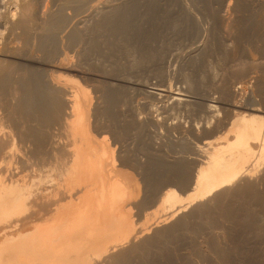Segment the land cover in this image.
I'll list each match as a JSON object with an SVG mask.
<instances>
[{"label": "bare ground", "instance_id": "6f19581e", "mask_svg": "<svg viewBox=\"0 0 264 264\" xmlns=\"http://www.w3.org/2000/svg\"><path fill=\"white\" fill-rule=\"evenodd\" d=\"M57 1V12H55L54 14H47L44 19L43 17L39 18L40 16L37 12H32V10H34L36 7L32 9L30 1L10 0L9 4H11V10H8L7 16L2 17L3 24L5 25V31L8 34L7 43H5L4 46L2 45V56L7 57V53H9L11 56V54L14 55L13 52H19L20 50L23 52L21 55L22 58L20 57L19 60L26 61L29 64H22V62L17 64L18 61L15 62L12 60L17 64L15 65L11 62V60H9V62L5 61L6 59L3 60V58H0V92H3L5 94L8 93L7 89L11 82H13L16 86V89L13 88L16 90V92H18V99L15 107L19 108L20 113L16 114V111L15 116H11L33 127L32 129H29V127L26 126L28 127V129L24 134V140H26L24 142L29 145L31 144L33 146V149L31 148L32 150L30 151L29 155L27 154V156L29 157L26 158L22 156L24 160H21L22 158L20 159L22 161L21 164L23 165L24 170L21 168V164H19L21 167L17 166V162H15L16 165L13 166L14 168L11 167L12 165H10V160H12L13 158L12 156L10 157V155H13L14 153L11 154L12 152H9L7 153V155L5 154L6 159L9 155L10 158L8 159L10 163L8 162L9 165L6 167L4 173H1L0 175V235H2V238L0 239V264H122L126 262L131 254L149 247L150 241H152L153 243V240L164 239L175 230L177 231L178 229H180V227L182 228L183 225H186L184 224L186 223L185 220H187L186 216H183L180 211V207L183 206L181 196L173 189L165 190L162 192L161 196H159V202L161 204L163 210L162 213L164 215H162V220L158 222L156 227L152 228L154 229L153 236L150 235V237H148L149 234L147 236V233L150 231L146 233L144 232V235L142 236L146 235L147 237L145 236L146 238L144 237V239L141 240L140 238L143 237L138 236V232H136L137 234L135 233V230L137 229H130V227H128L126 223V226H123L125 219L121 220L122 223L120 222V219L123 218V216H120L122 214L120 212L124 208V206H126L127 202L130 203L131 200H134V190L136 189H134L135 186H133L132 184L133 181L131 182L130 177H126L125 175L123 176L122 174H120V171H118L114 165L115 162L113 163L114 159L111 161L109 149L101 147V145V148L97 147L96 145L98 143L95 145L96 140L94 143V139L91 136L88 128L87 103L89 101L86 97V93L80 87L68 86L69 81L66 80L67 78L65 79V77H62V75L58 73L59 66H57V68L55 65L51 64L52 59L50 60V55L51 58L53 54H55L57 57L58 55H61V57L63 55L64 60L65 57H67V54L63 53L62 50L66 48H71L72 50L76 48L80 51L82 50V54L88 53L87 55H89V52H93V56L96 55L94 54L95 52L99 53L101 51V54H103L107 51L114 52L116 49H123L129 52L132 51L131 54H133V57L137 56V59H139V61L136 60V66L143 60L145 61V59H155V66L159 70L158 73L164 76V74L162 73V66H164L166 60L176 56L174 53H172L173 49L171 51L169 50L170 52L168 51V48L170 49V44L166 42V33L171 35V33L179 34V32H184L187 35L190 34L191 30L193 34L190 35L195 36L193 38H195L194 40L196 41V38L200 39L199 35L201 27L198 26V28L196 26L195 18L197 17L194 16V13L188 10V7L186 9L187 5L183 4L184 0ZM232 1H234V4L237 5L236 6L233 4L232 6H236V8L240 9L241 11H246V16H242L244 11L242 13L238 10L237 13H235V10V12L233 13L235 15H238V12L240 14L242 13L241 18L243 17L242 20L244 31L241 32L245 33V39H247L248 42L246 43L248 44V46L243 52L244 59L246 60H244L246 65L243 63L244 61L242 63L249 70L252 68L257 69L258 67L264 65V0H248L249 2L246 0L247 2L245 3L244 0ZM5 2L6 1H4V4ZM220 2H223V0H221ZM205 3L208 2L206 1ZM229 4H231V2ZM173 6H179L181 8V18L178 19L177 17L178 20L175 19L176 17L172 16L173 9H169ZM232 6H230V8H232ZM223 7L225 6L222 5L221 9L219 8V10H221L220 13L224 12V9L222 11ZM176 9L177 8L175 7V10ZM232 10L233 9H230V11ZM65 11H69V14L71 12V15H73H68ZM203 12H205V10ZM214 13L215 12H213V14ZM3 14H5V12ZM211 14L210 16L204 17L212 18L216 15ZM217 14L219 15V11L217 12ZM218 15H216L217 17L212 18L214 20L211 25L210 23L207 24L211 26L212 29H214L212 30L208 26L210 31H215V29L217 28V31L220 34V36H215L217 39H220L218 37H221L222 32L223 34L227 33L230 36V27H232V25H234L238 21H234L235 23L230 25L229 27L225 22L226 20H224V18L226 19V17L222 18L223 15H221L222 17ZM233 17L235 18V16ZM238 18L241 20L240 16ZM41 19L42 21H45V24H43L42 28L41 25H38L42 29V32H38V26L36 25V23ZM172 19H175V21L172 22ZM232 19L233 18H231V21L233 23V20L235 19ZM207 20H210V18ZM239 23L241 24V22ZM227 26L229 27V30L227 29ZM237 27L235 26V28ZM238 28L240 29V26ZM231 29L233 31L234 27ZM240 30L243 29L241 28ZM235 31L232 33H237ZM208 32L209 30H207V33ZM62 33H65V44L67 45L65 46L64 44L63 46L62 42V47H66L63 49L60 48L61 46L59 47V41L63 39L59 36ZM208 34H210L208 36H210L211 39V33L209 32ZM215 34L218 33H214V35ZM239 35L241 39V34ZM229 36H227L228 39L230 37H233V35L230 37ZM228 39H224V41L227 40L226 42H228ZM232 39L237 40V38ZM232 39L229 41H233ZM34 41H36L35 44ZM215 41L216 40H214V42ZM205 42L208 43L207 40ZM210 42L213 41H209V45L211 46ZM214 42L212 43L213 46L216 45L214 44ZM219 42H221L222 44ZM219 42L218 43L221 48V45L223 46V41ZM233 43L235 44L236 42L233 41ZM238 43L241 44L239 41ZM243 43H245V41ZM197 44L199 43H196V45ZM228 44L224 46H227ZM190 45L191 44L189 43V46ZM202 46H206L205 50L207 51L208 45L206 44L205 46ZM202 46H200V48ZM124 47H127L128 49H124ZM203 47L201 48L202 52ZM214 47L219 49L217 46ZM22 48L24 49L21 50ZM227 49H230L229 46ZM59 50L61 53L59 52ZM211 50L212 49H210V51ZM230 50L229 52L231 54ZM193 51L190 50L188 52L189 56ZM206 51L204 53H206ZM220 51L221 50H219V53L222 54V52ZM223 51H225V49ZM199 52L201 54H198ZM199 52L197 53L198 55H195L194 52L195 57H201L202 52ZM213 52L214 51H212V55H214V53L216 52L218 53V50L214 53ZM226 53L228 54V52L225 51V56H227ZM101 54L99 53V56ZM124 54L125 51L123 52V55ZM39 55L42 56L39 57ZM215 55L213 57L217 58L218 55ZM129 56L131 55H128L127 57ZM192 56L193 55H191L190 58L188 57V59L190 60ZM232 56L234 57L233 54ZM55 57L53 58L55 59ZM229 57L230 55H228V58ZM238 57L235 56L233 62L234 60H236L235 58ZM194 59L197 60L196 58ZM47 61H49L51 65H48ZM239 61L237 60V62ZM13 64L16 67H14ZM35 64H37L38 66H36ZM225 64L227 65V62L224 63V65ZM58 65H60V63ZM198 65L199 64L197 63V66ZM232 65H234V63ZM232 65L231 72L227 74V76L229 75L230 78L231 75H233L232 69L234 68V66ZM74 67L76 66L74 65ZM240 69H237V72H239L238 70ZM242 71L244 73V70ZM242 71L240 70L241 74ZM248 72L250 73V71L248 70L247 72H245L246 76ZM254 73L255 72H253V74ZM212 74H214L213 71ZM234 74L238 75L236 72ZM250 75L251 74H248V76ZM227 76L225 78L228 79L229 77ZM231 79H233V76ZM231 79H229L228 86H224V84L222 83L223 87L221 85V88H219V90L217 88L219 86H216L217 89L213 87L214 92L215 90L218 91L216 92V94L219 93L222 95V97H219L220 100H222V98L225 96L226 98H229V100L228 98L226 100H228L230 103L225 104V99H223V102L221 101L222 104L224 103L226 105V107L223 108L224 111L220 110V112L222 111V113H220L217 109L220 104L218 107L213 104L216 103L218 97L216 98V100H201V102H199L198 100V102H194V105L192 100L193 98L190 96L192 94V91H189L191 88L182 90L178 89L173 93V95H169L168 93L170 92V90H168V92V88L165 85V87L160 85L150 88V91H148V94L150 96H148V94L146 93L148 97H151L150 99L154 97L155 99L157 98L156 100L161 101L164 98H167L166 100H168L169 98L171 99V101L173 100L174 103H176L175 105L177 106V108L181 106L186 110L190 109L187 107H190L189 105H191L192 103L193 105L191 106H194L196 108L199 115L197 121L193 122L194 125L188 130H184L183 126H181L182 124L177 126L174 124L176 126L174 130L178 131L177 133L179 136V139H177L176 141L179 140V144H181L179 145L176 141H173L174 143L176 142L175 146L178 144L177 146H183V148L188 147V149L190 148L191 151L183 152L184 150L183 148H181L182 151L175 150L176 152L173 153L172 148L174 147V145L173 142H171L169 143V149L173 145V147L171 148L172 152L170 149V153H173L172 155H170L172 162L169 163L170 160H167L169 158V154L161 151L162 153L160 154V156L164 153L168 155V158L164 159L165 161H169L168 164L163 162L164 160L161 157V159H159L161 161L151 160L150 157L149 162L152 168L154 169V171L160 172L159 175L164 172L165 175L166 173H168L170 175L178 177L184 184V189H182L183 191L187 192V196L185 197L187 201L189 200L190 202H199L197 206L196 204L194 205V203L192 204L194 205V207H196L198 212L200 211L201 213L203 210L205 211L206 207H209V205L211 207L212 205L217 206L222 210L223 215L221 216H224V219L225 217L226 219H229L230 217L229 220H231V218L233 217L231 215V211H229L230 209L228 210V208L224 207V204H226L224 202L227 198L230 199L232 197L235 198L240 196H242L241 198H243V196L245 197V195H249L253 200L264 201V90H261L262 88H264V86H259L260 84H262L260 76L258 75L255 77L254 75L253 77H251V86L248 85V87L245 88L247 89V91L245 90L244 92L243 89H236L238 87L237 85V87H235L234 89L228 90V88H230L229 86L231 84ZM246 79L248 78L246 77ZM186 81L188 82L189 79ZM200 84L202 85V83ZM10 86H12V84ZM198 90L200 89L198 88ZM238 90L244 92V99L242 96H239L240 94L243 95V93L238 94ZM13 92H11V94ZM9 95L10 91L7 96ZM237 96L239 98L242 97V100L245 102V104H243L244 106L239 105L238 100H235ZM105 100L109 106L113 105L114 99L111 95V92H105ZM220 100L217 102H220ZM173 101L172 104H174ZM164 102L165 100L163 101V103ZM150 103L148 106L149 109L152 105V103ZM11 107L9 109V112L11 110ZM145 107H147V105ZM173 109H175V107H173ZM11 114L14 115V113L12 112ZM12 117L11 119H13ZM56 127L60 128V130L65 129L68 132L67 134L70 135V137L74 140L67 137V140L70 139L71 142H69L70 140L68 142H65L67 140L62 141L57 138V135L54 133V131L50 129L54 128L55 130L57 129ZM195 132L198 133L197 137L195 136L196 142L194 143V140L192 139L191 142L194 143L192 145L194 147H190V141H188L187 137L188 135H193ZM3 137L4 136H2L1 139H3L4 141L5 138ZM192 137H194V135ZM170 138L172 139V137ZM170 138L169 141H172L174 139L173 138L172 140H170ZM1 143L0 151H2L1 147L4 146V143L3 145ZM5 146L7 147L8 144ZM7 148L6 151L8 152L9 150H7ZM188 149L187 151L190 150ZM3 151V153H5V149ZM25 151L28 152L26 149ZM154 154L153 158H155ZM23 155L26 156L25 154ZM3 157L5 159V156H2V158ZM51 162L54 163V165L52 164L51 169L53 167L52 171H56V175H54L55 173L53 172V175L56 177V179H53V176H51L52 174L50 173L52 171L50 169V166L48 165ZM187 163H192L194 166V168L192 169L191 165V172L187 170ZM46 167H48V169L50 170V172L48 173L51 174V179H53L54 181L49 180V174V178L47 177V175H45V173L43 174L44 169H46L47 172ZM18 168H21L23 172L25 170L34 171L36 174L38 172L39 175H37H42V177L37 179L38 176L35 177V175L33 176L35 177V180L33 179L31 181L32 183L29 184V181L24 183L27 179L25 181L22 179V181L24 182L20 183L21 180L16 179V177L20 175V171H17ZM43 175L53 183L52 186L48 185L49 182L48 180H46V178H43ZM42 178L45 179L46 182ZM40 182H45V185L41 183L42 187L44 186L43 188L45 189L40 187ZM52 183H50V185ZM46 185L49 186V188L47 189L50 190H46V187H48ZM235 199L232 200L235 201ZM233 201H230V203ZM131 205L134 206V204ZM135 205H137V203ZM231 206L232 205H230V207ZM186 207H188V205ZM210 208H208V210H210ZM192 209L194 210L195 208ZM183 211L185 212L186 210L183 209ZM232 212L234 211L232 210ZM193 213L194 211H192L191 217H193ZM117 216H119V218H116ZM177 216L178 218L175 219V221H171ZM235 217L237 218V215ZM235 217L231 220V222L233 221L234 223V220L236 219ZM112 219L114 221L117 220L116 222L119 221L121 224H116V222L114 223ZM237 219L241 220L242 218L238 217ZM240 220L236 221L239 222V225L241 227L245 228L250 221L253 222H250L252 225H254L255 222L251 219L249 220V222H246V220L244 219L241 221H245L246 224L242 222L245 224V226L244 224L242 226V224H240ZM110 221H113V223L116 225L110 223ZM170 221L172 223L168 225V222ZM235 223V225L237 226L238 223ZM105 224L109 227L106 231L103 230V226ZM118 226V234H124L121 239H117L118 237L116 235L117 232L115 230V227L118 228ZM248 228L249 226L247 227V229ZM216 235V237H219L218 234Z\"/></svg>", "mask_w": 264, "mask_h": 264}, {"label": "rangeland", "instance_id": "374dc122", "mask_svg": "<svg viewBox=\"0 0 264 264\" xmlns=\"http://www.w3.org/2000/svg\"><path fill=\"white\" fill-rule=\"evenodd\" d=\"M4 1H6V2L8 1L7 3L5 2L6 5L4 4ZM9 1L10 0H0V19H1L0 20V58H3V60L6 59L5 61L11 60V62L14 63L15 65H17L20 62H22V64H24V63L27 64L28 62L19 60L20 57L22 58L21 55L23 52V51H20L19 49H18L19 52L16 51L18 54L16 52L15 53L13 52L14 55L11 54V56L9 53H7L8 54L7 57L2 56V54H1L2 53L1 51H3V46L5 45V43H7V40H8V37H7L8 34L5 31V25L3 24V18L2 17L7 16L8 10L9 11L11 10V4H9L10 3ZM28 1H30L31 5H32V9H34L36 7L34 10H32V12L33 13L37 12L40 16L39 18L43 17L45 19L47 14H51V13L54 14L58 10V7H56L58 4L57 0H28ZM206 1L208 3H205ZM220 1L221 0H217V1L216 0H202V1L201 0H184L183 1V4L187 5L186 9L188 7L189 8L188 10H190L192 13H194V16L197 17V18H195L196 26L201 27L200 35H199L200 39L196 38V41H197L196 42L194 40L195 38H193L195 36L190 35V34H193V32L191 30H190V34H187V35L184 32H179V34H180L179 35L177 33L173 34L169 31H167V32L171 33V35L167 34V33L165 35V39L167 40L166 42H168V44H170V49L168 48L169 46L167 47L168 51L169 50L171 51L173 49L172 53H174L176 56L166 60V63L164 64V66H162L163 67L162 73L164 74V76H162L161 74L158 73L159 70L156 68L155 61H154L155 59L152 60L153 58H148V60L145 59V61L143 60L140 63L138 62L139 64L136 66V60L139 61V59H137V56L133 57V54H131L132 51L129 52V51H126L123 49H120V50L116 49L114 52L107 51V52H105L106 54L105 53L101 54V51H100L99 52L101 54L100 56H99L98 52L94 53L97 55V57H96V55L93 56V54H92L93 52H89V55H87L88 53L82 54L83 51L82 50L80 51L79 49H76V48L72 50L71 48L68 49L66 47H62V45L64 46V44L66 43L65 35H64L65 33L64 34L62 33L63 36H62V34H60V36H59V37L63 38V39L61 38L62 40L59 41V47L61 46L60 48H62V49L66 48V49H64L65 51L62 50V52L67 54V57H65V59L63 60V58H64L63 55H62V57H61V55L60 56L58 55V57H57L55 54H53L56 57L52 55V58L50 55V60L52 59L55 61L54 62L51 60V64L55 65L56 67L59 66V68L57 67L59 70L58 73L61 74L62 77H65V79L67 78L66 80L69 81L68 86L69 87H80L85 91L86 97L89 101L87 103L88 128H89V132H90L91 136L94 139V143L96 140L95 145L98 143L96 145L97 147H100V145H101V147H105V148L109 149L110 155H111V161L114 159L113 163L115 162L114 165L117 168V170L120 171V174H122L123 176L125 175L126 177H130L131 182L133 181L132 184H133V186H135L134 189H136V190L133 189L134 190V198H133L134 200H131L130 203L134 204V206L127 202L126 206H124V208H123L124 210L123 209L121 210L120 213H122V214L120 216H123V218L120 219V222L122 223L121 220L125 219L123 226L128 225V227H130V229L132 228V230L137 229V230H135V233L138 232L139 234H137V233L136 234L138 236L143 237V238H140L141 240H143L144 237L146 236V235L142 236V235H144V232L146 233V232L150 231L147 233V236H148V234H149L148 237H150V235L153 236L154 235V231H153L154 229H152V228L156 227L158 222L160 220H162V218H161L162 215H164L162 213L163 210H162L161 204L159 202V198H160L159 196H161L163 191L168 190V189L175 190L181 196L183 206L180 207L182 209V210L180 209V211H181V214L183 216H186L187 220H185L186 223H184L186 225L185 226L183 225L182 228L180 227V229H178L177 231L175 230L174 232H172L169 236H167L164 239L153 240L154 241L153 243H152V241H150L149 247L141 249L138 252L131 254L132 256L130 255V257L126 260V262H124L122 264H264V201L253 200L251 198V196H249V195H247V196L245 195V197H247V198H245L244 196H243V198H241L242 196H240V197H235L237 200L234 197H232V198L229 197L230 199L227 198L228 200L227 199L225 200L224 203H226V204H224V207L228 208V210L230 209L229 211H231V215L233 217V218H231V220L234 219V217L237 215V218L238 217L242 218L241 220L245 219L246 222L247 221L249 222L250 219L252 221H255L254 225L251 224V223H253L251 221H250L251 223L250 222H249V224L247 223L248 224L247 227L249 226L248 229H247V227L246 228L241 227L239 225V222H238L240 219H237L235 217L236 219L234 220V223H233V221L231 222V220H229L230 217H229V219H226V217L224 219V216H221V215H223L221 208H219L217 206L212 205V207H211L209 205V207H206L205 211L203 210L201 213H200V211L198 212L196 207H194V205L196 204V206H197L199 202H195V201L190 202L189 200H188L189 202L187 201V199L185 198L187 196V192L183 191L184 184L182 183V181H180V179L178 177H175V176L170 175L168 173H166V175H165L164 172L162 174H160L161 175L160 176L159 175L160 172L154 171V169L152 168V166L149 162L150 157H151V160H159L161 158H163V160H164V159L169 157L167 160H170V162L167 160L163 161V162L168 164V162L169 163L172 162L170 155H172L174 152H176L175 150L182 151L181 148H183V146H177L179 144V140L176 141L177 139H179L178 138L179 136L177 133L178 131L177 130L175 131L174 129L177 125L182 124L181 126H183V129L188 130L194 125L193 122L197 121V119L199 118V115L197 113L196 108L194 106H191L193 104L195 105L194 102H198V100H199V102H201V100H207V101L212 100V99L216 100V98L218 97L216 100V103H213V104H215L217 107L220 104V106L217 109L219 110V112H220V110L224 111L223 108L226 107L225 104L230 103L228 101L229 98L227 97L228 100H226L227 98L225 96L222 98V100H220L219 97L220 96L222 97V95L219 93L216 94V92H218V91L215 90V92H214L213 87H215V89L218 88V90H219V88H221L222 83L224 84V86H228L229 85V83H228L229 79H231L233 76V79L230 80L231 84H230V86H229L230 88H228V90H230V89L232 90L238 86L236 89H240V90L243 89V91L245 92V90L247 91V89H245V88H247L248 85L251 86V82H252L251 77H253L254 75H255V77L258 75L260 76L262 84H260L259 86L260 87H261V85H262V87L264 86V69H263L264 65L258 67L257 68L258 71H257V69H253V68L249 70L246 68V66H244L246 60L244 59L243 52L246 49V47L248 46V44H246L248 42H247V39H245V37H246L244 35L245 33L241 32V31H244L243 20H242L243 17L241 18V14L243 13L244 10L241 11L240 9H237L236 8L237 5L234 4V1H232V0L231 1L223 0V2H220ZM247 1L244 0V3ZM227 2H228V4H227ZM230 2H231V4H229ZM220 4L225 6L222 8V11L224 9V12H221L222 14L220 13L221 10H219V8L221 9V7H222V5H220ZM233 4L236 6H232ZM228 5L232 6V8H230V6H228ZM226 6H228V7H226ZM175 7L177 8L176 9L177 11L175 10ZM197 7H198V9H197ZM229 8L233 9V10L230 11ZM169 9H171V10L173 9L172 12L174 14L172 12H170V13H172L173 17H176L175 19H177V17H178V19L181 18V15H180L181 14V12H180L181 8L179 6H173L172 8L170 7ZM225 9H226V11H225ZM174 10L178 13H176ZM204 10H205V12H203ZM208 10L210 11V13ZM235 10H236V12H235ZM238 10H239V12H242V13L240 14L238 12V15L233 14L234 12L237 13ZM211 11H212V14H213V12H215L214 14H216V15H218L217 12L219 11V15L220 14L223 15V17L220 15L222 18L226 17V19L224 18V20H226L225 22L229 27H230V25L235 23L234 21H236V22L238 21L237 22L238 24L235 23L234 25H232V27H230V30L228 29L229 27L227 26V29L229 31H231V32H229L230 36L233 35V37H230L229 34H227V33L223 34V32H222L221 37H218L220 39H217L216 37L220 36L219 32L217 31V28L215 29L216 32L212 31L213 32L212 33L210 31V29H212V27L207 25V24L210 23V25H211L213 23V20H214L212 18L217 17V16L215 15L212 18L211 17H204V16H210ZM4 12H5V14H3ZM65 12L68 15H71V12H70V14H69V11H65ZM228 12H231V13H228ZM245 12L246 11H244V13ZM203 13L204 14L206 13L209 15H206V14L204 15ZM244 13L242 14V16H246V13L245 14ZM226 14H228L229 16ZM179 15H180V17H179ZM233 16H235V18ZM239 16H240L242 21L238 18ZM227 17L228 18L230 17L229 18L230 21ZM209 18L212 21L207 20ZM231 18L235 19V20L232 19L233 23L231 21ZM175 19L174 20L172 19V22L175 21ZM38 21H37L36 25L37 26L41 25V28H42L43 24H45V21L43 20L44 23H43L42 19L38 20ZM228 22H231V23H228ZM239 22H241V24ZM71 25H72V23H71ZM237 25H238V27L240 26V29L242 28L243 30H240L237 27ZM39 26H38V32L39 31L42 32L41 31L42 29ZM208 26L210 27V29ZM235 26L237 28H235ZM233 27H234V30L232 31L231 28H233ZM207 30H209V32L211 33V37H212L211 39H210V36H208L210 34H208L209 32L207 33ZM212 30H214V29H212ZM234 31L237 33H232ZM214 33H218V34L214 35ZM231 33H232V35H231ZM164 34H165V32H164ZM239 34H241V39H240ZM222 35H224L225 37ZM234 35H237V36L239 35V36L237 37ZM227 36H229L231 39L237 38V40L232 39L236 43L234 44L233 41L230 42L229 40H231V39L230 38L228 39ZM208 37H209V40H208ZM243 37L245 40L243 39ZM224 39H228L229 44H228V42H226L227 40L224 41ZM206 40L208 41V43L205 42ZM214 40H216V41L214 42ZM217 40H218V42L223 41V46L221 45V48L219 46V43H221V42L218 43ZM194 41L196 43H199V44L196 45V43ZM209 41H213L214 44H216L214 46H217V47L219 46L218 47L219 49H217L216 47L213 46V44H212L213 42H210L211 46L214 47V48H212L209 45ZM238 41L241 44H239ZM244 41H245V43H243ZM35 43H36V41H34V44ZM61 43H62V45H61ZM189 43L191 44L190 46H189ZM192 43H194L195 45ZM205 43L210 47V49H212L211 51H210L208 46H207V51L205 50V48H206ZM226 44H228V45L224 46ZM230 44L232 47L230 46ZM202 45H204L205 47H203ZM65 46H67V45L65 44ZM200 46L203 47V52L201 49L202 47L200 48ZM228 46L230 49L231 48H233V49H231V50L227 49ZM17 47H18V45H17ZM125 48L128 49L127 47H124V49ZM23 49L24 48H22L21 50H23ZM195 49H196V51H195ZM199 49H201V50H199ZM222 49L223 50L225 49V51L228 52V54L226 53L227 56L224 55L225 51H223ZM60 50H59V52H60ZM190 50L191 51L194 50V51L192 52V54L190 53V56H189L188 52ZM198 50L202 52L203 57H202V55H201V57L203 59L200 56L195 57V55L201 54ZM217 50H218V53L216 52ZM219 50H221L220 52H222V54L219 53ZM229 50L231 51V54H230ZM124 51H125V54L123 55ZM205 51H206V53H204ZM212 51L216 52V53H214V52L213 53H214V55L216 54L215 56L218 55L217 58L213 57L214 55H212ZM80 52L82 55L80 54ZM194 52H195V55H194ZM127 53H128V55H131L132 57L131 56L127 57L128 56ZM210 54H211V56H210ZM232 54L234 55V57L239 56L238 58H235L236 60H234V62H233L234 57L232 56ZM191 55H193V56L189 60L188 57L190 58ZM228 55H230L229 58H228ZM17 56H19V57H17ZM41 56L42 55H39V57H41ZM53 57H55V59ZM193 57L196 58L198 61L195 60ZM221 57H223V58H221ZM224 57H225V59H224ZM231 57H233V58H231ZM131 58L134 60H132ZM193 59H194V61H193ZM239 59H240V61H239ZM12 60L15 62L18 61L17 64L15 62H13ZM237 60L240 63L237 62ZM49 61H47V63H48V65H51L49 63ZM200 61H201V63H200ZM235 61H236V64H235ZM226 62H227V65L226 64L224 65V63H226ZM232 62L234 63V65H232L233 64ZM59 63H60V65H58ZM197 63L199 64L198 66H197ZM237 63H239V64H237ZM241 63H242V65H241ZM14 64H13V66L16 67ZM35 65L38 66L37 64H35ZM74 65L76 67L77 66L78 67L76 68V67H74ZM231 65L234 66V68L235 67H237V68H235L236 69L235 70L232 67L233 68L232 69L233 75H231V73H230V75H231V78H230V76L229 75L227 76V74H229V72H231ZM61 66H63V67H61ZM237 69H240L241 71L244 70V73L242 71L243 76H242L240 70H238L239 72H237ZM245 69L250 71V73L248 72V74H251L250 75L251 77L248 76V74L246 76L245 72H247V70H245ZM252 70H253V72H255L254 74H253ZM260 70H262V71H260ZM64 71L65 72L67 71V72L65 73ZM212 71L214 74H212ZM63 72H64V74H63ZM225 72H227V73H225ZM235 72L238 75H235L234 74ZM240 74H241V78H240ZM70 75H72V76H70ZM234 75L236 78L239 77L240 79L239 78L236 79L234 77ZM244 75H245V77H244ZM226 76L229 78L228 79L225 78ZM246 77L248 79H246ZM185 79L186 80L189 79L190 82L189 81L187 82ZM262 79H263V81H262ZM224 81H225V83H224ZM226 81L228 84L226 83ZM192 83H194V84H192ZM200 83H202V85ZM218 83H220V84H218ZM11 84H12V86H10ZM10 85L8 86L7 91H8V93L10 91L11 96L10 95L7 96L8 93L5 94L3 92L2 93L0 92V136H1L0 137V143L1 142L4 143V146H2L3 143H1L2 144L1 145L2 151H0V153L2 156H5V159H4V157L2 158V156L0 155V157L2 158V159L0 158V161H1L0 162V175H1V173H4L6 167L9 165L10 161H11V163L13 162L12 164L10 163V165H12L11 166L12 168H14L13 166L16 165L15 162H17L18 163L17 166L18 167L22 166L21 168L23 169V165L21 164V162H22L21 160H24V158H22V156L26 157V158L29 157V156H27V154L29 155L30 151L33 149V146L31 144L29 145L26 142H24V141H26V140H24L25 139L24 138L25 132L27 131L28 127H29V129H32L33 127L23 123L19 119L13 118L15 116V112L17 111L16 114L17 113L19 114L20 110H19V108L15 107L17 104V99H18V92H16V90H15L16 86L14 85L13 82H11ZM13 85H14V87H13ZM160 85L161 86L165 85L168 88V89L166 88L167 91L170 90V92L168 91L169 95H173V93L176 92V90H178V89L182 90V89H187V88L190 89L191 88L189 91H192L191 92L192 94L190 96L193 98L192 99L193 104L191 103V105H189L190 107H187L190 109L186 110L181 106L177 108V106L175 105L176 103H174V101L172 100L174 103V104H172V101L169 98H168L169 101L166 100L167 98H164V99L162 98L163 99V100H161L162 102L160 100H156L157 98L155 99L154 97H152V99H150L151 97H148V96H150L148 94V91H150V88L151 87H157ZM241 85H242V87H241ZM216 86H219V87L216 88ZM239 86H240V88H239ZM222 87H223V85H222ZM13 88H15V89H13ZM198 88L200 90H198ZM261 90H264V88H262ZM13 91H15V92H13ZM103 91H104V93H103ZM11 92H13V93L11 94ZM105 92H111V95L113 96V99H114V103L112 106H109L106 103ZM244 92L239 91L237 93L238 94L243 93V95L240 94L239 96H242L244 99ZM15 93H16V95H15ZM146 93L148 94V96ZM242 97L239 98L237 96L235 99V100H238L239 105L245 104V102L242 100ZM237 98L241 99L242 101L237 99ZM218 99L220 100V102L221 101L223 102V99H225L224 100L225 104L224 103L222 104V102L221 103L217 102V101H219ZM164 100H165V102H164L165 104L163 103ZM117 102H118V104H117ZM148 102L152 103V105L150 106L151 107L150 109L148 108V106H149ZM239 102H241V103H239ZM145 103H146L147 107H145L146 106ZM221 106H224V107H221ZM10 107H11L12 111L10 110V112H9ZM173 107H175V109H173ZM179 108H181V109H179ZM164 109H166V110H164ZM222 111L220 113H222ZM11 112L14 113V115L11 114ZM244 112H246V111H244ZM11 117L13 119H11ZM17 120H18V122H17ZM188 125H190V126H188ZM26 126H28V127H26ZM171 126H173V127H171ZM50 129L52 131H54V133L57 135V138H59L62 141L67 140V137L71 138L70 135L67 134L68 132L65 129L64 130L63 129L60 130V128H57L55 130H54V128H50ZM14 134H15V137H14ZM65 134H67L68 136ZM193 135H194V137H192ZM193 135H191V136L188 135V137H187L188 141H190V145H191V146L189 145L190 147H194L192 145L196 142L195 136L197 137L198 133L195 132ZM2 136H4L3 138H5L6 141L5 140L3 141V139H1ZM170 137H172V139L173 138L174 139L172 140ZM169 138L172 141H169ZM71 139L74 140L73 138H71ZM192 139L194 140V143L191 142ZM69 140L70 139H68L65 142H68ZM57 141H59V140H57ZM173 141H176L178 143L176 145L178 148L175 146L176 142L174 143ZM6 142H8V143H6ZM69 142H71V140ZM171 142H173V145H174V147L172 144H171L172 146L170 145L171 146L170 149L173 147L172 148L173 153H170V149H169V143H171ZM100 143H102L104 145H102ZM7 144H8V146H7L8 148L5 146ZM179 145H181V144H179ZM27 146H28V148H27ZM5 147L7 148V150H9L8 152L6 151ZM10 147H12L13 149ZM185 148H186V150H185ZM185 148H183V150H184L183 152H190L191 151L190 148H189L190 150L188 149V147H185ZM4 149H5V153H3ZM25 149L28 152H26ZM172 149H171V152H172ZM187 149L189 151H187ZM161 151L165 152L166 154H169V156L166 155L165 153H164L165 155L162 154L163 156L162 155L160 156V154L162 153ZM9 152L10 153L12 152L11 154L14 153L13 155H10V157L12 156L13 159L12 158L11 159L13 161L12 160L9 161V159H8V158H10L9 155H8V158L6 159V155ZM154 153H156V154H154ZM23 154H25L26 156H24ZM153 154L155 155L156 159L153 158ZM13 156H15V157H13ZM158 156H159V158H158ZM159 161H161V160H159ZM188 162H190V161H188ZM19 164H21V166ZM52 164L54 165V163H52V162L48 165V166H50V169H51ZM187 165H188L187 170H189L191 172L192 171L191 165H192V169L194 168L193 164L187 163ZM15 168H17V167H15ZM21 168L17 169L18 172L20 171L19 174L21 175V177L19 174H18L19 176L16 177L17 180H21L20 183L24 182L27 179L24 183L29 181L28 183L30 184V183H32L31 181L33 179L35 180V177H37L39 175L38 172H37V174H38L37 175L34 171H27V170H25L24 172H26V173H24L23 172L24 169L22 170ZM46 168H47V172H46V169H44L43 174L45 173V175H47V177H48V174H49L48 172H50V170L48 169V167H46ZM52 169H53V167H52ZM52 169H51V171H52ZM53 172L54 171L50 172L52 175L49 174V176L51 175V176H53V179H56V177L54 176V175H56V171L54 172L55 174ZM40 174H42V173H40ZM2 175H4V174H2ZM33 176H35V177H33ZM51 176H50L49 180L54 181L53 179H51ZM40 177H42V175L38 176L37 179H39ZM47 177H44V175H43V178H46V180H48ZM22 179L24 181H22ZM43 180H45V179H43ZM46 180H45V182H46ZM49 180H48V182H49L48 185L52 186L53 183L50 182ZM45 182H40V184L42 183L43 185H45ZM50 183H52V184L50 185ZM42 184L40 185L41 188L44 187V186L42 187ZM48 185H46V186H48ZM49 186L46 187V190H50V189H47V188H49ZM43 189H45V188H43ZM232 199L233 200L235 199V201H233ZM230 201H233V202L230 203ZM139 202H140V204H139ZM136 203H137V205H135ZM193 203H194V205H192ZM200 203H203V202H200ZM233 203H235V204H233ZM227 204L229 207H230V205H232L233 207L231 206L229 208L227 206ZM187 205H188V207H186ZM214 207H216V208H214ZM192 208H195L196 210L195 209L193 210ZM208 208H210V210H208ZM183 209L186 211L184 212ZM232 210L235 213L232 212ZM192 211H194L193 217H191ZM198 213H200V214H198ZM234 214H235V216H234ZM243 214H244V216H243ZM250 214L252 215V217ZM178 216H180V215H178ZM178 216L176 218H173V220H171V221H175V219H177ZM240 216H242V217H240ZM116 218H119V216H117ZM247 218L248 219L250 218V219L248 220ZM236 220H238V221H236ZM241 220H240V222H241L240 224H242V226L244 223L246 224L245 221H241ZM113 221H110V223H113ZM116 221L117 220H115L114 223ZM171 221L168 222V225H170L172 223ZM120 222L118 221V222H116V224L120 223ZM235 222L238 223L237 226L235 225L236 224ZM242 222H244V223H242ZM125 223H126V225H125ZM116 224H114V225H116ZM245 224H244V226H245ZM103 227H104L103 230H105V231L109 228L108 225H106V224ZM116 228L117 227H115V230L117 232L119 229V226L117 229ZM139 230H140V232H139ZM220 233H221V235H220ZM216 234H218L220 238L216 237L217 236ZM116 235L118 238L115 235L114 236L117 239H119V238L121 239L124 236V234H122V233L118 234V232ZM1 236L2 235H0V239L2 238ZM138 242H139V240H138Z\"/></svg>", "mask_w": 264, "mask_h": 264}]
</instances>
